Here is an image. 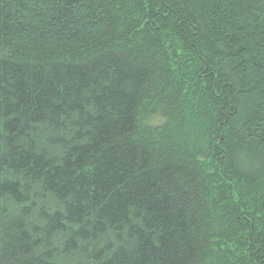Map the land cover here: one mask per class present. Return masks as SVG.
Wrapping results in <instances>:
<instances>
[{"label":"trees","instance_id":"obj_1","mask_svg":"<svg viewBox=\"0 0 264 264\" xmlns=\"http://www.w3.org/2000/svg\"><path fill=\"white\" fill-rule=\"evenodd\" d=\"M0 264H264V0H0Z\"/></svg>","mask_w":264,"mask_h":264}]
</instances>
